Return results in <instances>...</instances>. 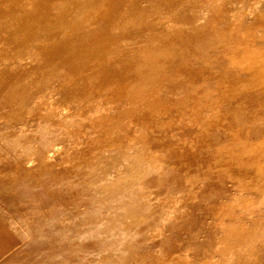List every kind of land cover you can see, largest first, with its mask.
<instances>
[{"label": "bare ground", "instance_id": "bare-ground-1", "mask_svg": "<svg viewBox=\"0 0 264 264\" xmlns=\"http://www.w3.org/2000/svg\"><path fill=\"white\" fill-rule=\"evenodd\" d=\"M0 120L4 264H264V0H0Z\"/></svg>", "mask_w": 264, "mask_h": 264}, {"label": "rangeland", "instance_id": "rangeland-1", "mask_svg": "<svg viewBox=\"0 0 264 264\" xmlns=\"http://www.w3.org/2000/svg\"><path fill=\"white\" fill-rule=\"evenodd\" d=\"M3 122V120H0V123H2ZM2 144H0V169L2 168L3 169V171H1V173L2 174H0V175H3L2 176V178L4 177V175H7V168H6V165H13V162L11 161V162H9L8 163V161H9V159H6L5 157H3L2 156V153H9V154H11L12 156H13V154H15V152H14V150H11L10 152L8 151V149H6L5 148V145H4V142H1ZM12 152H14V153H12ZM4 154V155H5ZM57 158V157H56ZM34 160V159H33ZM33 160H30L31 162L33 161ZM59 159L57 158L56 159V161H58ZM20 161V160H19ZM30 161H23V162H21L20 161V164L23 166V165H25V166H27V164L29 163H31ZM59 163L60 162H58V166H60L61 165V163H60V165H59ZM53 164L55 165V163L53 162ZM52 166V164H49V166ZM50 166V167H51ZM4 168H6V170L4 169ZM5 170V171H4ZM5 172V173H4ZM5 179V178H4ZM61 181H65V179H62ZM63 185H67V183L66 182H64V184ZM62 185V186H63ZM86 186V185H85ZM85 186H81V185H75L74 187H72L71 188V190L69 191V192H67L66 193V195H67V199L65 198V201H66V206H64V207H66V209H68L67 207H69V205L71 206V207H73L72 209H71V207H69V209H68V213H66V214H68L67 216H68V220H71L72 221V223L74 224L75 222H79V226H81V228L83 229V230H87L86 232H90L91 230L92 231H96V226L98 225V224H100L103 220L105 221V215H104V211H103V209H102V206L101 205H106L107 204V197L111 194V193H103V194H101L102 192H98V193H94V191L92 192V191H90V192H87L86 190H85ZM76 187V188H75ZM8 187L5 185V186H3V188H0L1 190H0V227H3V229H2V232L4 233V235H7V234H10V244H11V249H10V251H8L5 255H3L1 258H3L4 256V260L2 259V260H0V264H4V263H6L7 262V260L9 259V258H11V255L13 254V255H15V254H18L19 252V250H21L22 248H23V241L21 240V239H23V237H21V239L17 236V234H16V229L18 228V226H16V224L18 223V222H15L14 223V226H8V224H5L6 223V221L4 220V219H2L3 217V213L1 212V211H4V212H6L7 214L9 213L10 214V216L12 217V213L9 211V209H8V203L11 201V199L13 198V197H11L9 194H8V189H7ZM70 188V187H69ZM81 188V189H80ZM83 188V189H82ZM75 189V190H74ZM78 190H80V191H78ZM85 190V191H84ZM74 191L76 192L75 194H74ZM78 193H80V194H78ZM87 193V197L88 196H90V194H95L94 196H90V199L89 200H86V201H82V203L81 202H76V203H79V204H77V205H75L76 203L74 202L73 203V200H76V199H72L73 197L75 198V196H76V198H78V196L80 197L81 195H85ZM68 194H69V196H68ZM70 194H72V195H75V196H73V197H71L72 195H70ZM98 194H99V196H98ZM101 195H102V197H101ZM101 197V198H100ZM92 198V199H91ZM93 198H94V200H93ZM96 198V199H95ZM69 199H71V200H69ZM101 199V200H100ZM68 200V201H67ZM97 200V201H96ZM72 201V202H71ZM96 201V202H95ZM105 201V202H104ZM92 202H93V204H92ZM84 203H87V204H84ZM98 203V204H97ZM105 203V204H104ZM97 204V205H96ZM68 205V206H67ZM95 205V206H94ZM98 205H100V206H98ZM74 206H75V208H74ZM86 206V207H85ZM103 206V207H104ZM81 207H84V208H81ZM78 208V209H77ZM87 210H86V209ZM91 208V209H90ZM99 210H98V209ZM71 209V210H70ZM75 209H77L76 211H75ZM80 209V210H79ZM94 209H97V210H94ZM70 211V212H69ZM78 211V212H77ZM83 211H84V213H83ZM86 211V212H85ZM98 211V212H97ZM72 212V213H71ZM74 212H75V214H74ZM70 213V214H69ZM66 214H64L63 215V217H65L66 216ZM72 215V216H71ZM80 215V216H79ZM83 215H85V216H83ZM95 215V216H94ZM102 215V216H101ZM76 216V217H75ZM94 216V217H93ZM100 216V217H99ZM103 216H104V218H103ZM46 217V216H45ZM71 217V218H70ZM73 217V218H72ZM99 217V218H98ZM82 218V219H81ZM77 219V220H76ZM100 219V220H99ZM102 219V220H101ZM81 220V221H80ZM96 220H97V222H96ZM88 221V222H87ZM101 221V222H100ZM5 222V223H4ZM90 224V225H89ZM87 225V226H86ZM16 226V227H15ZM44 226V225H43ZM95 227V228H94ZM20 230H23V226H21L20 225ZM86 228V229H85ZM94 228V229H93ZM15 229V230H14ZM9 231V232H8ZM75 231V230H74ZM24 240V239H23ZM21 242H22V244H21ZM21 245V246H20ZM59 245V244H58ZM20 246V247H19ZM17 248V249H16ZM18 250V251H17ZM7 254H9L8 256H7ZM12 255V256H13ZM8 259H7V258ZM0 258V259H1ZM6 260V261H5Z\"/></svg>", "mask_w": 264, "mask_h": 264}, {"label": "crops", "instance_id": "crops-1", "mask_svg": "<svg viewBox=\"0 0 264 264\" xmlns=\"http://www.w3.org/2000/svg\"><path fill=\"white\" fill-rule=\"evenodd\" d=\"M2 229H3V227H0V258L3 255H5L8 251H10V249H11L10 238H9L10 234L4 235V233L2 232ZM3 258H1V259H3Z\"/></svg>", "mask_w": 264, "mask_h": 264}]
</instances>
